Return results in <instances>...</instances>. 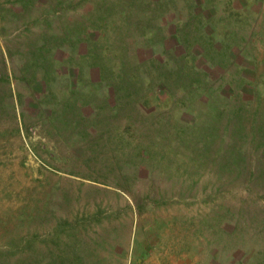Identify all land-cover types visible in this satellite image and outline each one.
I'll return each mask as SVG.
<instances>
[{"label": "rangeland", "instance_id": "rangeland-1", "mask_svg": "<svg viewBox=\"0 0 264 264\" xmlns=\"http://www.w3.org/2000/svg\"><path fill=\"white\" fill-rule=\"evenodd\" d=\"M0 264H264V0H0Z\"/></svg>", "mask_w": 264, "mask_h": 264}]
</instances>
